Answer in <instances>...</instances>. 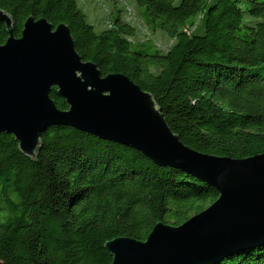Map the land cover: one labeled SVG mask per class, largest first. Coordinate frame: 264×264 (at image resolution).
<instances>
[{"label":"trees","instance_id":"obj_1","mask_svg":"<svg viewBox=\"0 0 264 264\" xmlns=\"http://www.w3.org/2000/svg\"><path fill=\"white\" fill-rule=\"evenodd\" d=\"M88 2L103 11L102 28ZM104 2L0 0V9L15 38L28 17L65 24L79 56L151 93L187 147L232 159L264 153V0ZM153 33L171 44L160 50ZM7 38L0 23V45ZM50 98L68 108L55 87ZM40 140L31 158L0 134V264H111L106 242L144 241L156 223L178 226L218 196L197 177L70 126L48 127ZM216 264H264V243Z\"/></svg>","mask_w":264,"mask_h":264},{"label":"water","instance_id":"obj_2","mask_svg":"<svg viewBox=\"0 0 264 264\" xmlns=\"http://www.w3.org/2000/svg\"><path fill=\"white\" fill-rule=\"evenodd\" d=\"M0 23L8 35L0 45V134L13 135L22 154L37 155L48 127L70 126L186 172L218 193L178 226L156 223L144 241L106 242L111 264H216L264 243V153L232 159L195 151L170 129L151 93L84 61L65 24L28 17L15 38L12 18L1 9ZM53 87L66 110L50 98Z\"/></svg>","mask_w":264,"mask_h":264},{"label":"rangeland","instance_id":"obj_3","mask_svg":"<svg viewBox=\"0 0 264 264\" xmlns=\"http://www.w3.org/2000/svg\"><path fill=\"white\" fill-rule=\"evenodd\" d=\"M104 2V0H102ZM105 3V2H104ZM86 8L89 11H92V9L94 10L95 13H98L100 15L99 18H97V20H93L95 22V24L97 26H100V28L103 27V21L101 22L100 20L103 18V11L100 10L99 8L95 7L93 5V2H88L86 5ZM126 20V19H125ZM89 21V20H88ZM90 22V21H89ZM91 23V22H90ZM152 34V33H151ZM157 35L155 36V34L153 33L152 38L155 39V43L156 46L158 48H160V50L164 51L166 49V47H168L171 44V40L165 39V37L163 35H160L159 33H156Z\"/></svg>","mask_w":264,"mask_h":264}]
</instances>
